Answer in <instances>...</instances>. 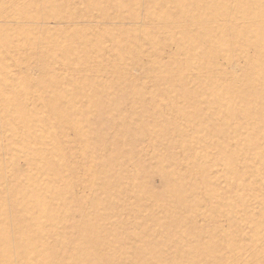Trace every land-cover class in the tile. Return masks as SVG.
<instances>
[{
	"label": "rangeland",
	"instance_id": "rangeland-1",
	"mask_svg": "<svg viewBox=\"0 0 264 264\" xmlns=\"http://www.w3.org/2000/svg\"><path fill=\"white\" fill-rule=\"evenodd\" d=\"M0 264H264V0H0Z\"/></svg>",
	"mask_w": 264,
	"mask_h": 264
}]
</instances>
